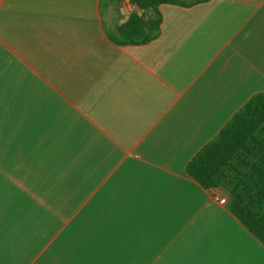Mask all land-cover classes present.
<instances>
[{
	"label": "crops",
	"instance_id": "crops-1",
	"mask_svg": "<svg viewBox=\"0 0 264 264\" xmlns=\"http://www.w3.org/2000/svg\"><path fill=\"white\" fill-rule=\"evenodd\" d=\"M136 11L0 0V264H264L186 171L264 93V0L164 4L157 39L112 42Z\"/></svg>",
	"mask_w": 264,
	"mask_h": 264
},
{
	"label": "trees",
	"instance_id": "trees-1",
	"mask_svg": "<svg viewBox=\"0 0 264 264\" xmlns=\"http://www.w3.org/2000/svg\"><path fill=\"white\" fill-rule=\"evenodd\" d=\"M206 1L129 0L138 11L106 30L107 36L121 46L149 43L161 33L162 5L191 7ZM186 171L204 189L228 192L231 213L264 245V93L255 94L193 157Z\"/></svg>",
	"mask_w": 264,
	"mask_h": 264
},
{
	"label": "water",
	"instance_id": "water-1",
	"mask_svg": "<svg viewBox=\"0 0 264 264\" xmlns=\"http://www.w3.org/2000/svg\"><path fill=\"white\" fill-rule=\"evenodd\" d=\"M131 9H132V10H136L137 7H136V6H131Z\"/></svg>",
	"mask_w": 264,
	"mask_h": 264
},
{
	"label": "built area",
	"instance_id": "built-area-1",
	"mask_svg": "<svg viewBox=\"0 0 264 264\" xmlns=\"http://www.w3.org/2000/svg\"><path fill=\"white\" fill-rule=\"evenodd\" d=\"M220 202H221V203H225V200L221 199Z\"/></svg>",
	"mask_w": 264,
	"mask_h": 264
}]
</instances>
